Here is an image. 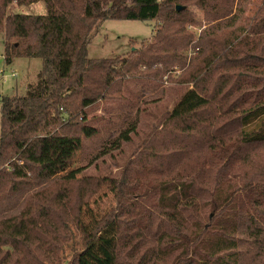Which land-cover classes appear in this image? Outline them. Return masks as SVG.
<instances>
[{"label":"trees","instance_id":"obj_1","mask_svg":"<svg viewBox=\"0 0 264 264\" xmlns=\"http://www.w3.org/2000/svg\"><path fill=\"white\" fill-rule=\"evenodd\" d=\"M39 1L0 0L5 64L42 59L26 95L0 98V264H264V0H43L44 15L10 10ZM192 6L208 17L196 42ZM106 19L159 24L128 55L89 58ZM190 45L198 51L188 62ZM176 65L180 100L118 175L51 173L99 133L90 107L120 102L128 81H162ZM104 183L116 203L96 215L86 208Z\"/></svg>","mask_w":264,"mask_h":264},{"label":"rangeland","instance_id":"obj_2","mask_svg":"<svg viewBox=\"0 0 264 264\" xmlns=\"http://www.w3.org/2000/svg\"><path fill=\"white\" fill-rule=\"evenodd\" d=\"M10 10L15 13L44 15L47 13V5L41 0L31 5L12 4ZM190 10L194 18L202 23L201 26L189 25L188 27L194 31L193 42H196L201 30L206 26L208 17L199 7L192 6ZM158 24L155 19L148 21L106 19L98 25L92 35L88 45V57L114 58L128 55L131 51L140 49L143 44L154 39ZM3 39L4 36L0 33V98L26 95L28 85L37 82L39 78L42 59L14 57L11 63L5 64L2 58ZM197 51L198 48L196 49L192 45L184 50L187 61L192 59ZM182 70L179 65L174 66L164 75L162 81L148 78L128 81L129 88L125 93L124 100L113 103L100 102L90 107L89 114L96 118L95 124L99 127V133L86 139L84 146L76 151L71 161H55L51 173L61 175L72 169L82 168L81 173L84 175H118L124 162L139 149L143 137L153 127H156L160 119L167 112L172 111L180 100L186 85L177 83L176 79ZM13 71H16V76L12 75ZM188 87L192 88V85H187ZM137 117L138 125L136 131L131 134V140L123 141L120 148L114 147L115 139L120 132L134 122ZM45 157H49L48 152ZM115 203V196L109 183H104L100 191L91 198L89 208L86 210L101 215ZM69 247L67 246L64 252L66 257H70Z\"/></svg>","mask_w":264,"mask_h":264},{"label":"built area","instance_id":"obj_3","mask_svg":"<svg viewBox=\"0 0 264 264\" xmlns=\"http://www.w3.org/2000/svg\"><path fill=\"white\" fill-rule=\"evenodd\" d=\"M4 75V74H3ZM12 75L16 76V72H13Z\"/></svg>","mask_w":264,"mask_h":264},{"label":"crops","instance_id":"obj_4","mask_svg":"<svg viewBox=\"0 0 264 264\" xmlns=\"http://www.w3.org/2000/svg\"><path fill=\"white\" fill-rule=\"evenodd\" d=\"M2 58L4 59L3 54H2ZM2 70H3V69H2ZM2 70H1V71H2ZM3 71L5 72V70H3ZM13 72H14V71H13ZM15 72H16V71H15ZM16 74H17V73H16Z\"/></svg>","mask_w":264,"mask_h":264}]
</instances>
